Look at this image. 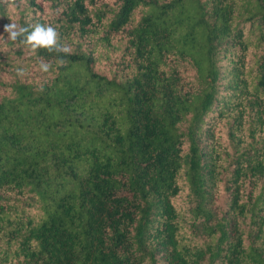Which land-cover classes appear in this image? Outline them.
<instances>
[{"label": "trees", "instance_id": "16d2710c", "mask_svg": "<svg viewBox=\"0 0 264 264\" xmlns=\"http://www.w3.org/2000/svg\"><path fill=\"white\" fill-rule=\"evenodd\" d=\"M0 264H264V0H0Z\"/></svg>", "mask_w": 264, "mask_h": 264}, {"label": "clouds", "instance_id": "9594fccd", "mask_svg": "<svg viewBox=\"0 0 264 264\" xmlns=\"http://www.w3.org/2000/svg\"><path fill=\"white\" fill-rule=\"evenodd\" d=\"M29 27H19L15 23L5 26V32L8 34V39L17 41L22 44L29 55H36L39 50L44 49L49 53H64L69 54L71 49L67 45L59 42V34L51 25L35 24ZM56 63L63 65L65 63L62 57H57ZM40 69L47 72L51 67L50 63L41 62Z\"/></svg>", "mask_w": 264, "mask_h": 264}]
</instances>
